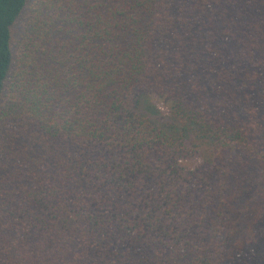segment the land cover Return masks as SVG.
<instances>
[{
	"label": "trees",
	"instance_id": "1",
	"mask_svg": "<svg viewBox=\"0 0 264 264\" xmlns=\"http://www.w3.org/2000/svg\"><path fill=\"white\" fill-rule=\"evenodd\" d=\"M0 264H264V0H0Z\"/></svg>",
	"mask_w": 264,
	"mask_h": 264
}]
</instances>
